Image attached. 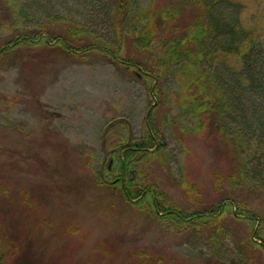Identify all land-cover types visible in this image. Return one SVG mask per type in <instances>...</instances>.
<instances>
[{"label": "rangeland", "instance_id": "rangeland-1", "mask_svg": "<svg viewBox=\"0 0 264 264\" xmlns=\"http://www.w3.org/2000/svg\"><path fill=\"white\" fill-rule=\"evenodd\" d=\"M34 1H49L53 20L37 4L30 7ZM34 1L0 0V50L9 38L21 37L19 47L0 51L4 264H264V253L249 246L251 228L237 207L239 218L227 213L212 227L183 232L153 219L147 205L128 203L105 174L119 140L137 141L146 125L161 123L166 159L141 166L144 183L156 184L183 209L235 199L261 214L264 232V193L252 191L251 175L240 186L230 149L208 137L209 131L203 138L192 134L196 119L183 99L178 67L153 92L156 80L127 65L131 57L146 56L152 71L161 69L166 39L139 54L131 34L121 38L129 22L118 24L110 0H62L75 7L70 10L56 7L58 0ZM240 1L243 24L264 40V0ZM172 2L135 0L132 6ZM82 27L88 30L84 38L75 39L121 51L116 57L98 50L71 54L55 45L56 36ZM222 59L232 65L230 56ZM185 182L192 193L181 186Z\"/></svg>", "mask_w": 264, "mask_h": 264}, {"label": "trees", "instance_id": "trees-1", "mask_svg": "<svg viewBox=\"0 0 264 264\" xmlns=\"http://www.w3.org/2000/svg\"><path fill=\"white\" fill-rule=\"evenodd\" d=\"M134 2L110 0L112 13L118 15V24L125 20L129 22L127 32L122 29L121 38L131 34L130 45L139 54H145L161 39H166L167 44L161 69L157 67L152 71L146 56L131 57L127 65L145 69L147 75H151L149 78L156 80L153 92L158 85L162 86L163 77L169 69L178 67L181 72L178 73L179 79L184 81L183 99L196 119L192 134L203 138L209 131L208 137H214L223 147L230 149L237 165L238 182H241V185L234 183V189L239 185L245 187L244 179L251 175L249 184L253 185L252 191L264 193V40L257 38L254 31L243 24L244 4L240 0H176L167 6L142 8L132 6ZM35 4L37 2L34 1L29 6ZM63 4L62 0H58V4L54 5L59 9L75 8L67 2ZM36 6L42 10L40 13L45 19L53 20L54 8L49 1ZM77 7L82 8L80 3ZM86 29L82 27L81 30L56 36L55 45L71 54L98 50L101 55L116 57L121 51V48L114 50L108 45H92L75 39L84 38ZM45 30L50 32L47 29L39 32ZM20 39L9 38L1 49L19 47ZM43 42L40 38L37 43ZM224 56L232 58V65L221 61ZM159 124L146 125V135L137 141L122 138L115 144L113 158L105 168V174L113 178L112 187L131 205H147L153 219L183 232L212 227L220 223L227 213L236 218L241 215L251 228L250 248L264 253L263 217L259 212L228 198L203 210L183 209L171 202L156 184L144 183L141 166L166 159ZM112 162L116 168L110 167ZM181 186L187 193H192L189 183ZM227 201H232L229 208ZM233 206L240 210L239 215L234 212ZM254 223H258V228L253 227ZM0 264H4L1 253ZM149 264L159 263L153 261Z\"/></svg>", "mask_w": 264, "mask_h": 264}]
</instances>
